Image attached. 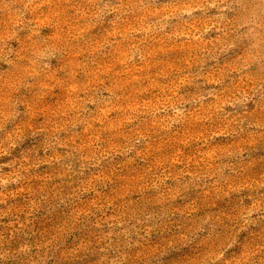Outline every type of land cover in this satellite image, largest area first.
Returning a JSON list of instances; mask_svg holds the SVG:
<instances>
[{"label":"rangeland","instance_id":"1","mask_svg":"<svg viewBox=\"0 0 264 264\" xmlns=\"http://www.w3.org/2000/svg\"><path fill=\"white\" fill-rule=\"evenodd\" d=\"M0 264H264V0H0Z\"/></svg>","mask_w":264,"mask_h":264}]
</instances>
